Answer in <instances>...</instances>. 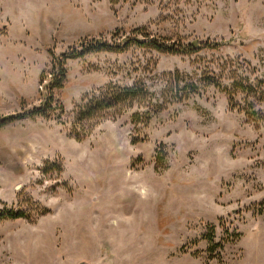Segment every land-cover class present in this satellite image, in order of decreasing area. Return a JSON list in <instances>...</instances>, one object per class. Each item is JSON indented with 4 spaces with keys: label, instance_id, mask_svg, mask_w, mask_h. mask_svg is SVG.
I'll list each match as a JSON object with an SVG mask.
<instances>
[{
    "label": "rangeland",
    "instance_id": "1",
    "mask_svg": "<svg viewBox=\"0 0 264 264\" xmlns=\"http://www.w3.org/2000/svg\"><path fill=\"white\" fill-rule=\"evenodd\" d=\"M14 5L27 12L16 23L26 46L44 33L53 42L47 55L24 53L25 96L0 117L40 106L54 57L83 39L118 31V43L143 28L206 47L69 58L54 89L61 121L22 116L0 127V209L24 213L0 219V264H264V122L214 85L183 100L168 90L175 73L198 82L225 61L264 81V0H0V36L16 25ZM135 82L166 108L143 121L132 115L147 102L78 119L91 93Z\"/></svg>",
    "mask_w": 264,
    "mask_h": 264
},
{
    "label": "trees",
    "instance_id": "2",
    "mask_svg": "<svg viewBox=\"0 0 264 264\" xmlns=\"http://www.w3.org/2000/svg\"><path fill=\"white\" fill-rule=\"evenodd\" d=\"M119 0H109L110 3H117ZM179 1V0H177ZM118 31L111 33L109 36H99L93 39H83L70 49V52H63L58 57H54L53 68L51 71V79L43 85L45 95L42 97V103L32 110L24 111L13 115H5L0 117V127L13 122L22 116H41L46 120L61 121L63 108L58 101L54 99V89L61 88L66 77V60L69 58L81 57L86 54L99 51H115L122 52L130 45L147 44L150 48L172 53H195L202 50L206 46L200 43H167L165 39L150 38L144 32L143 28H136L129 32L123 41L113 43L111 38L116 36ZM141 37L146 38L143 40ZM45 74L40 77V82L43 81ZM175 78L171 87L168 88L169 94L174 100H183V97H188L190 94H199L201 84L214 85V87L223 91L229 99L230 106L237 108L244 114L245 117L253 122H264V81L248 68H243L234 61H225L220 65L218 71H212L205 75L198 82L185 80L180 77L179 73L174 74ZM173 85V86H172ZM181 85V87H179ZM175 89L176 92H175ZM147 102L144 112H134L133 118L136 121L149 120V118L166 108V100L160 99L154 93L148 91L138 83L131 86H120L116 84H108L102 89H99L98 94L89 95L82 100V105L79 107L76 115L79 120L95 119L109 109L116 108L122 104H132ZM55 104V107H53ZM257 106L259 110H257ZM59 109V113L54 114V111ZM70 133L74 134L73 128ZM75 138L80 140L83 136L75 133ZM264 207V202L261 203ZM261 212V210H260ZM24 216L21 211H12L10 209H0V219H14Z\"/></svg>",
    "mask_w": 264,
    "mask_h": 264
},
{
    "label": "crops",
    "instance_id": "3",
    "mask_svg": "<svg viewBox=\"0 0 264 264\" xmlns=\"http://www.w3.org/2000/svg\"><path fill=\"white\" fill-rule=\"evenodd\" d=\"M9 8L15 17L14 20L16 22L13 21V24L21 23V19L27 13L25 12L26 10L23 9V13L19 16L16 5H14V8ZM0 11L3 16H7L5 9L0 8ZM0 24L3 25L2 23ZM8 29V34L0 36V114L13 113L25 96L23 77L24 53L30 54L29 50L32 48H41L47 55L46 51L53 42L52 36L44 33L40 35L38 41H27L28 45L26 46L24 44V31L21 26L16 24L9 26ZM39 56L40 59H43L44 55L39 54ZM40 70L42 71L43 68H39L37 72ZM81 264H84V262H81Z\"/></svg>",
    "mask_w": 264,
    "mask_h": 264
}]
</instances>
